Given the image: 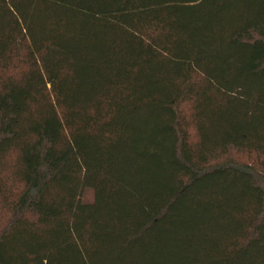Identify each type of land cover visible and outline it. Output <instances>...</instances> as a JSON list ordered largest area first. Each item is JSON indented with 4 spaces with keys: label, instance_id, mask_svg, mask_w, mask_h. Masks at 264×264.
Listing matches in <instances>:
<instances>
[{
    "label": "trees",
    "instance_id": "1",
    "mask_svg": "<svg viewBox=\"0 0 264 264\" xmlns=\"http://www.w3.org/2000/svg\"><path fill=\"white\" fill-rule=\"evenodd\" d=\"M0 264H264V0H0Z\"/></svg>",
    "mask_w": 264,
    "mask_h": 264
},
{
    "label": "rangeland",
    "instance_id": "2",
    "mask_svg": "<svg viewBox=\"0 0 264 264\" xmlns=\"http://www.w3.org/2000/svg\"><path fill=\"white\" fill-rule=\"evenodd\" d=\"M239 162H250V159L247 156H239L236 157ZM93 198L92 193L91 192H87L84 196V201H91Z\"/></svg>",
    "mask_w": 264,
    "mask_h": 264
}]
</instances>
